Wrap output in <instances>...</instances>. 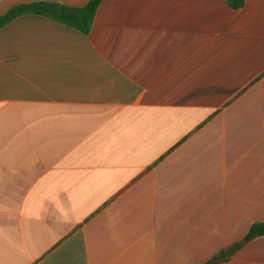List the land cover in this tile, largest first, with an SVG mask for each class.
Segmentation results:
<instances>
[{"label": "crops", "instance_id": "obj_1", "mask_svg": "<svg viewBox=\"0 0 264 264\" xmlns=\"http://www.w3.org/2000/svg\"><path fill=\"white\" fill-rule=\"evenodd\" d=\"M36 2L0 0V17ZM264 222V0H102L87 34L0 27V264H202ZM264 264V236L227 262Z\"/></svg>", "mask_w": 264, "mask_h": 264}, {"label": "trees", "instance_id": "obj_2", "mask_svg": "<svg viewBox=\"0 0 264 264\" xmlns=\"http://www.w3.org/2000/svg\"><path fill=\"white\" fill-rule=\"evenodd\" d=\"M101 1L102 0H89L85 6L78 8L66 7L59 3L47 2L18 5L12 7L0 17V27L17 15L34 13L46 16L61 25L76 29L83 34H87L89 32L93 16ZM226 2L231 9H238L243 5L244 0H226ZM260 236H264V222L253 223L250 225L245 237L241 241L221 250L202 264H218L227 262L242 248L244 244Z\"/></svg>", "mask_w": 264, "mask_h": 264}]
</instances>
